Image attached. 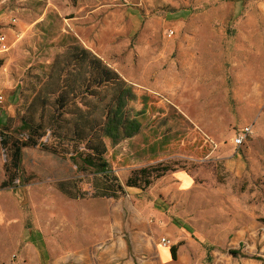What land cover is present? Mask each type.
Here are the masks:
<instances>
[{
  "label": "rangeland",
  "instance_id": "374dc122",
  "mask_svg": "<svg viewBox=\"0 0 264 264\" xmlns=\"http://www.w3.org/2000/svg\"><path fill=\"white\" fill-rule=\"evenodd\" d=\"M0 33V133L26 137L23 120L54 112L63 78L51 66L76 40L126 83L104 116L106 158L124 186L141 170L152 181L93 198L76 147L47 132L58 153L23 149L17 187H3L0 138V264H86L112 225L154 209L224 246L264 227V0H0ZM245 127L253 136L237 148ZM81 178L85 199L58 189Z\"/></svg>",
  "mask_w": 264,
  "mask_h": 264
},
{
  "label": "trees",
  "instance_id": "16d2710c",
  "mask_svg": "<svg viewBox=\"0 0 264 264\" xmlns=\"http://www.w3.org/2000/svg\"><path fill=\"white\" fill-rule=\"evenodd\" d=\"M75 42V46H69L63 56V66L57 62L51 66L53 74L63 78L62 85L57 87L59 93L54 103V112L47 118L40 114L39 118L23 120L22 128L27 133L26 137H13L8 132L0 133L1 146L9 152L11 159L5 166L7 180L3 187H17L15 183L21 176L23 149L40 147L58 153L57 148L42 141L47 132H50L55 138L63 140L59 142L60 146L69 141L76 147L73 155L75 165L81 171L92 173L88 180L92 194L80 186L85 183L86 178L59 184L60 192L69 199H85L89 194L93 198L117 199L126 194V187L150 186L151 174L141 170L138 172L139 178H130L124 186L112 169L106 158L107 146L102 137L104 116L117 104L126 83L101 58L83 48L76 40ZM87 98L95 99V104L86 101ZM79 105L85 110L82 111ZM70 107L75 108L73 121L63 126L65 121L61 117ZM61 130H64V134H61ZM171 251L175 259L176 248L173 247ZM230 253L237 255L235 251Z\"/></svg>",
  "mask_w": 264,
  "mask_h": 264
},
{
  "label": "crops",
  "instance_id": "0c3cea01",
  "mask_svg": "<svg viewBox=\"0 0 264 264\" xmlns=\"http://www.w3.org/2000/svg\"><path fill=\"white\" fill-rule=\"evenodd\" d=\"M175 177L181 180V174ZM191 181L183 176L184 185ZM178 185L184 190L180 182ZM146 217H154L155 223L148 224ZM111 227L114 233L106 236L109 240L87 258L86 264H264V227L257 224L238 229L228 251L222 250L219 240L198 237L189 224L168 219L160 209L147 211L133 223ZM163 237L171 239L173 246L162 244Z\"/></svg>",
  "mask_w": 264,
  "mask_h": 264
},
{
  "label": "built area",
  "instance_id": "2783aa9c",
  "mask_svg": "<svg viewBox=\"0 0 264 264\" xmlns=\"http://www.w3.org/2000/svg\"><path fill=\"white\" fill-rule=\"evenodd\" d=\"M12 23H16V20H12ZM0 45H2L1 47H2L3 51H8L9 45H8L7 37L2 33H0ZM0 99H2L1 96H0ZM252 136H253L252 127L242 128L239 131V133L237 134V136H235V138L233 140V145L238 148V147L242 146ZM161 243L162 244L164 243V245L168 246V247L173 246L171 239L166 238V237H163L161 239Z\"/></svg>",
  "mask_w": 264,
  "mask_h": 264
}]
</instances>
